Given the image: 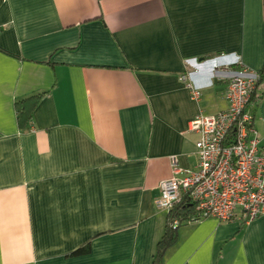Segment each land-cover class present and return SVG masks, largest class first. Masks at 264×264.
<instances>
[{"label": "crops", "instance_id": "obj_1", "mask_svg": "<svg viewBox=\"0 0 264 264\" xmlns=\"http://www.w3.org/2000/svg\"><path fill=\"white\" fill-rule=\"evenodd\" d=\"M242 66L264 68V0H0V264H151L159 182ZM253 113L264 148V94ZM161 264H264V215L182 221Z\"/></svg>", "mask_w": 264, "mask_h": 264}, {"label": "built area", "instance_id": "obj_2", "mask_svg": "<svg viewBox=\"0 0 264 264\" xmlns=\"http://www.w3.org/2000/svg\"><path fill=\"white\" fill-rule=\"evenodd\" d=\"M191 97L199 89L188 83ZM264 94L257 71L240 67L226 82L227 107L216 113L199 112L189 121L195 141L197 165L181 168L172 158V175L159 182L158 208L170 210L181 199L194 213L183 221L215 217L247 223L264 215V148L254 128L253 110ZM182 221L175 218L173 228Z\"/></svg>", "mask_w": 264, "mask_h": 264}, {"label": "trees", "instance_id": "obj_3", "mask_svg": "<svg viewBox=\"0 0 264 264\" xmlns=\"http://www.w3.org/2000/svg\"><path fill=\"white\" fill-rule=\"evenodd\" d=\"M260 80H264V68L257 71ZM40 94H34L29 97L23 98L18 101L17 110L20 123L31 118L33 109L39 99ZM194 213L193 205L187 202L186 199H181L176 202L169 210L167 215V226L162 236L158 239L152 256L151 264H161L165 250L168 246L172 245L176 240V227L171 226V222L177 218L183 221L189 218ZM89 250L88 244L77 248L71 254L85 253Z\"/></svg>", "mask_w": 264, "mask_h": 264}]
</instances>
